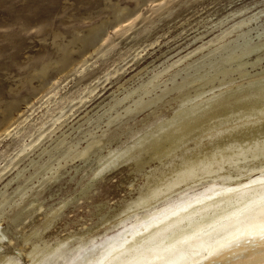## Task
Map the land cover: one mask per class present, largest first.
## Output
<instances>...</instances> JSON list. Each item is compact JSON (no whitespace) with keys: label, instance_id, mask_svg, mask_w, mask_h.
Listing matches in <instances>:
<instances>
[{"label":"rangeland","instance_id":"rangeland-1","mask_svg":"<svg viewBox=\"0 0 264 264\" xmlns=\"http://www.w3.org/2000/svg\"><path fill=\"white\" fill-rule=\"evenodd\" d=\"M213 100L226 111L178 146L264 105V0H0L2 264L94 259L141 232L124 220L218 190L134 206L159 164L148 144Z\"/></svg>","mask_w":264,"mask_h":264},{"label":"bare ground","instance_id":"bare-ground-1","mask_svg":"<svg viewBox=\"0 0 264 264\" xmlns=\"http://www.w3.org/2000/svg\"><path fill=\"white\" fill-rule=\"evenodd\" d=\"M214 103L208 101L189 114L186 110L182 122L172 124L146 145L147 150L155 149L159 164L147 174L146 191L134 206H149L171 188L203 178L217 177L213 181L218 190L182 205L174 204L173 208L169 206L172 202L165 200L150 212L133 216L128 224L124 220L121 229L137 222L141 232L131 235V239L120 236L111 241L94 259L80 253L76 259L81 260L79 264L264 262V243L260 240L264 233V177L259 176L264 173V105L245 106L220 117L191 149L175 143L176 139L187 137L207 116L226 111L227 105L217 108ZM229 120L232 122L226 123ZM221 121L227 126L219 128L217 123ZM175 134L178 136L173 137ZM4 261L1 258L0 264Z\"/></svg>","mask_w":264,"mask_h":264},{"label":"snow or ice","instance_id":"snow-or-ice-1","mask_svg":"<svg viewBox=\"0 0 264 264\" xmlns=\"http://www.w3.org/2000/svg\"><path fill=\"white\" fill-rule=\"evenodd\" d=\"M260 240L262 241V243H264V233L260 234ZM262 264H264V262H262Z\"/></svg>","mask_w":264,"mask_h":264}]
</instances>
